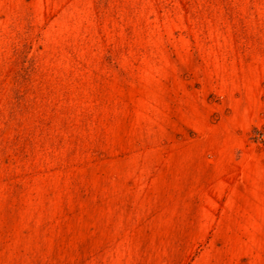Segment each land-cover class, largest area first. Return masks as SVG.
<instances>
[{
  "label": "rangeland",
  "instance_id": "374dc122",
  "mask_svg": "<svg viewBox=\"0 0 264 264\" xmlns=\"http://www.w3.org/2000/svg\"><path fill=\"white\" fill-rule=\"evenodd\" d=\"M0 264H264V0H0Z\"/></svg>",
  "mask_w": 264,
  "mask_h": 264
}]
</instances>
